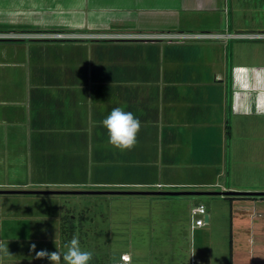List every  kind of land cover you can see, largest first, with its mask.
<instances>
[{"label":"crops","instance_id":"0c3cea01","mask_svg":"<svg viewBox=\"0 0 264 264\" xmlns=\"http://www.w3.org/2000/svg\"><path fill=\"white\" fill-rule=\"evenodd\" d=\"M247 9L264 0H0V32L16 33L0 39H22L0 40V189L220 185L227 117L264 114V64L229 66L225 51V33L264 32L260 19L234 17ZM191 32L220 35L177 36ZM48 86L61 87V110L38 103ZM115 107L141 122L131 151L107 143L101 120ZM60 194L72 193L0 192V264L66 252Z\"/></svg>","mask_w":264,"mask_h":264},{"label":"rangeland","instance_id":"374dc122","mask_svg":"<svg viewBox=\"0 0 264 264\" xmlns=\"http://www.w3.org/2000/svg\"><path fill=\"white\" fill-rule=\"evenodd\" d=\"M233 15L264 21V9H251V12L247 9V13L239 16L235 11ZM213 16L226 19L223 10ZM0 28L5 26L0 25ZM226 41L229 66L264 64V37H233ZM51 66L47 69L49 77L58 71L56 63ZM60 89L55 86L38 88V103L60 109ZM256 111L252 108L251 113L244 115L230 116L228 113L230 134L224 132L222 162L225 168L222 167L218 177L220 185L184 189L223 190L222 185L230 182L244 187L234 190L264 191V114ZM209 167L198 168L205 175L211 171ZM186 168V164H182L177 171ZM193 172L196 171L191 167L190 173ZM59 197L62 198L65 224L72 222L74 225L72 235L68 237V233H63V237L71 240L78 236L81 249L93 253L92 263L95 264H110L121 258L124 250L130 252L131 264H264V197L261 196L255 197L256 200L219 194L72 193ZM199 202L209 212L208 222L190 230L184 222L191 217V208ZM65 244L63 242L64 247Z\"/></svg>","mask_w":264,"mask_h":264},{"label":"clouds","instance_id":"9594fccd","mask_svg":"<svg viewBox=\"0 0 264 264\" xmlns=\"http://www.w3.org/2000/svg\"><path fill=\"white\" fill-rule=\"evenodd\" d=\"M102 126L107 132V143L120 151H131L135 148L138 133L141 129L140 120L131 112L121 107H115L110 114L101 120ZM35 249V244L31 245ZM66 252L41 249L36 251V259H46L49 264H92L94 255L92 252L83 251L78 236H73L66 245ZM130 259V258H129Z\"/></svg>","mask_w":264,"mask_h":264},{"label":"water","instance_id":"95a60500","mask_svg":"<svg viewBox=\"0 0 264 264\" xmlns=\"http://www.w3.org/2000/svg\"><path fill=\"white\" fill-rule=\"evenodd\" d=\"M0 192H57V193H112V194H165V195H180V194H220V195H264V191L253 190H204V189H0ZM208 215H205L207 220Z\"/></svg>","mask_w":264,"mask_h":264},{"label":"built area","instance_id":"2783aa9c","mask_svg":"<svg viewBox=\"0 0 264 264\" xmlns=\"http://www.w3.org/2000/svg\"><path fill=\"white\" fill-rule=\"evenodd\" d=\"M16 33H1L0 37L2 36H15ZM177 36H188V37H207V36H217L220 34L215 33H206V32H191V33H178ZM175 35V34H174ZM225 37H264V32H233V33H225L223 34ZM40 36V35H39ZM47 36L50 37H64L67 36V34L62 32H53L48 33ZM191 214L193 216H196L193 218V224L192 226H200L205 223H207L208 219H205V215L207 214L205 205L203 203H199L196 206H193L191 208ZM208 215V214H207ZM129 255L126 253H123L121 258L119 260H116L110 264H131Z\"/></svg>","mask_w":264,"mask_h":264},{"label":"trees","instance_id":"16d2710c","mask_svg":"<svg viewBox=\"0 0 264 264\" xmlns=\"http://www.w3.org/2000/svg\"><path fill=\"white\" fill-rule=\"evenodd\" d=\"M0 40L13 41V40H22V39L2 38ZM228 84H229V78H228ZM228 109H229V107H228ZM229 128H230L229 118L227 117L226 122H225V133H226V135L230 134V129ZM240 196H242V197H250V198H255L257 196L264 197L262 195H235V194L224 195V197H229V198L240 197ZM63 218H64V216L62 217V230H63V233L64 234L68 233V237H70L72 235V231H73V226L74 225H73L72 222H69V224H65V220ZM230 242H231V240H230ZM230 246H231V243H230Z\"/></svg>","mask_w":264,"mask_h":264}]
</instances>
